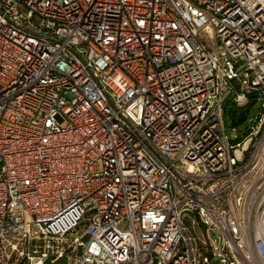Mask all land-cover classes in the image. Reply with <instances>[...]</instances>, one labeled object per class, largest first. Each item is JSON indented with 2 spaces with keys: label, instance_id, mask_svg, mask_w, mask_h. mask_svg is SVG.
I'll return each mask as SVG.
<instances>
[{
  "label": "built area",
  "instance_id": "obj_1",
  "mask_svg": "<svg viewBox=\"0 0 264 264\" xmlns=\"http://www.w3.org/2000/svg\"><path fill=\"white\" fill-rule=\"evenodd\" d=\"M62 256L264 264V0H0V264Z\"/></svg>",
  "mask_w": 264,
  "mask_h": 264
},
{
  "label": "rangeland",
  "instance_id": "obj_2",
  "mask_svg": "<svg viewBox=\"0 0 264 264\" xmlns=\"http://www.w3.org/2000/svg\"><path fill=\"white\" fill-rule=\"evenodd\" d=\"M203 40L204 42L206 43V45L208 46V48H212V45H213V41L210 39V36H203ZM260 101H255V102H252L249 104V106L247 105L246 107H244L243 110H246L247 108L248 109V114H249V117H253L254 115H256V113L258 112V109L260 108ZM237 119V116H233L231 117L227 123H225V131L227 133L228 136L230 137H233L234 135V131L232 130L233 127H235L237 130H240V131H244L245 130V127L248 126L251 122L246 119V121H244L243 123H241L240 125H235L233 126L231 121H235ZM184 215H186L187 217V220L188 222L190 220H195V213L192 212V211H188V212H185ZM85 225H82L79 229H78V232L77 233H72V234H68L66 235L67 237V241L66 242H70L71 239L75 236H77L78 234H80L82 231H83V228H84Z\"/></svg>",
  "mask_w": 264,
  "mask_h": 264
},
{
  "label": "trees",
  "instance_id": "obj_3",
  "mask_svg": "<svg viewBox=\"0 0 264 264\" xmlns=\"http://www.w3.org/2000/svg\"><path fill=\"white\" fill-rule=\"evenodd\" d=\"M255 102V100L253 98H251L249 100V102L242 106V107H238L235 102L229 98L225 104H224V109H223V114H224V121L225 123L228 122V120L233 117V116H237V119L235 121H231L232 125H240L241 123H243L244 121H246V119H248L249 114H248V109L243 110L244 107H246L247 105L249 106L250 103Z\"/></svg>",
  "mask_w": 264,
  "mask_h": 264
},
{
  "label": "water",
  "instance_id": "obj_4",
  "mask_svg": "<svg viewBox=\"0 0 264 264\" xmlns=\"http://www.w3.org/2000/svg\"><path fill=\"white\" fill-rule=\"evenodd\" d=\"M44 264H67L66 256L59 257L56 261L50 262V258H47L44 261Z\"/></svg>",
  "mask_w": 264,
  "mask_h": 264
}]
</instances>
